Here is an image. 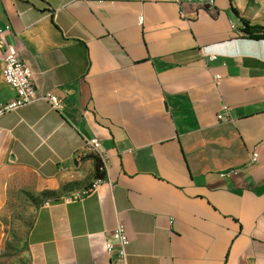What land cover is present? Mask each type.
Masks as SVG:
<instances>
[{
	"label": "crops",
	"instance_id": "1",
	"mask_svg": "<svg viewBox=\"0 0 264 264\" xmlns=\"http://www.w3.org/2000/svg\"><path fill=\"white\" fill-rule=\"evenodd\" d=\"M6 24L59 100L0 116V186L23 170L47 195L29 264H264V39L245 32L264 0H0Z\"/></svg>",
	"mask_w": 264,
	"mask_h": 264
},
{
	"label": "rangeland",
	"instance_id": "2",
	"mask_svg": "<svg viewBox=\"0 0 264 264\" xmlns=\"http://www.w3.org/2000/svg\"><path fill=\"white\" fill-rule=\"evenodd\" d=\"M39 185L34 174L15 170L0 186V264H29L26 233L47 199Z\"/></svg>",
	"mask_w": 264,
	"mask_h": 264
},
{
	"label": "built area",
	"instance_id": "3",
	"mask_svg": "<svg viewBox=\"0 0 264 264\" xmlns=\"http://www.w3.org/2000/svg\"><path fill=\"white\" fill-rule=\"evenodd\" d=\"M211 3H214L215 0H210ZM144 16H139V23H143ZM11 26L6 24L5 26L0 25V60L3 63V77L5 81L15 89L16 96L14 99L0 103V116L16 110L24 105L30 104L39 99L48 100L52 106L58 107L59 100L57 95L46 92L40 93L34 85L33 81V72L29 65L23 60L19 52H17L12 45L8 44L5 39L6 31L10 30ZM216 83L219 84L221 78L220 75L216 77ZM224 108L227 110L228 107L225 105ZM218 118L221 120L227 119L222 113L218 115ZM86 150L95 153L103 158L102 153L100 152L101 141L98 137H91L86 142ZM258 153L253 154V159L256 160ZM103 168V167H102ZM101 168V169H102ZM236 173L235 169H231L222 175L234 174ZM95 185V184H94ZM93 185V186H94ZM112 237L116 240L115 243L107 242L106 248L107 251H113L117 248L119 257L121 260L126 261L127 250L126 246L129 243V238L125 233L124 226L122 223H119L113 231Z\"/></svg>",
	"mask_w": 264,
	"mask_h": 264
},
{
	"label": "trees",
	"instance_id": "4",
	"mask_svg": "<svg viewBox=\"0 0 264 264\" xmlns=\"http://www.w3.org/2000/svg\"><path fill=\"white\" fill-rule=\"evenodd\" d=\"M246 36L253 39H264V26L247 25L245 28ZM102 164L98 157H96V176L102 177Z\"/></svg>",
	"mask_w": 264,
	"mask_h": 264
}]
</instances>
